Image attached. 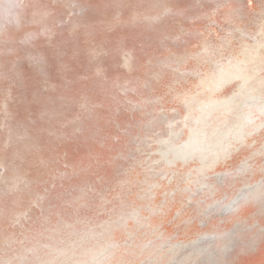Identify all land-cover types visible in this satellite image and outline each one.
<instances>
[{"label": "snow or ice", "instance_id": "snow-or-ice-1", "mask_svg": "<svg viewBox=\"0 0 264 264\" xmlns=\"http://www.w3.org/2000/svg\"><path fill=\"white\" fill-rule=\"evenodd\" d=\"M19 6L16 27L0 36V264H178L177 249L187 253L179 264H264V117L248 122L249 109L264 108V0H199L193 16L178 0ZM140 25L156 41L140 45L142 78L109 84L95 62L114 42L132 73L119 30ZM93 67L103 83L90 87ZM10 101L23 108L14 127ZM122 110L166 128L149 137L160 147L147 160ZM70 151L79 154L71 165ZM165 226L169 240L198 231L172 247L142 242L141 229L164 235Z\"/></svg>", "mask_w": 264, "mask_h": 264}, {"label": "bare ground", "instance_id": "bare-ground-1", "mask_svg": "<svg viewBox=\"0 0 264 264\" xmlns=\"http://www.w3.org/2000/svg\"><path fill=\"white\" fill-rule=\"evenodd\" d=\"M33 2L40 3V2H45V0H29L28 4H31ZM100 2L101 0H93V3H100ZM129 2L138 3V2H141V0H129ZM143 2L147 3V0H143ZM178 2L182 5L192 6L193 10L189 13V15L190 16L195 15V6L199 2V0H178ZM7 15L9 17L10 16L15 17L17 15H21V7L19 6V4H13L11 12L7 10ZM186 24L187 26L191 27L190 22H186ZM119 34H123L128 37L127 48L131 50L133 56L135 57V60L133 63V67L135 70L132 73H129L126 68L121 66L122 64L121 53L119 52L118 47L114 42L108 45V49H109L108 55L102 57L101 60L96 61L95 64L101 66L105 70L109 84L116 77H120V82L122 84L125 83V81H130L131 82L130 87H135L137 84V79L142 78L143 76L142 72L139 70V65L144 60V52L141 49L140 45L143 44L147 46L151 44L153 45V47H155V44H156L155 33L146 30L144 26L140 25V26H134V27L133 26L124 27L119 30ZM189 43L190 44L195 43V40L194 39L190 40ZM173 47H176V46L173 45ZM183 47H185V45L183 44V42H181V44L179 45V48L182 49ZM81 59L83 60L84 57L82 56ZM52 72H53V77H55V69H53ZM94 72H95V67H93L92 72L89 73V75L93 76V81L89 82L90 87H92L94 84L103 83L102 79L98 80L94 76ZM153 86L157 88V93H159L160 89L157 85H155L154 82H153ZM140 91L144 92L145 96L148 95L146 90L141 89ZM140 91L136 93H133L131 91L128 92L127 94L128 98L131 99L134 103L137 102L141 98ZM2 105H3V99L0 98V122L5 120V115L3 112ZM152 107L153 105H147L145 107V110L151 111ZM165 107L170 109L173 107V105L166 104ZM107 108H108V105H105V109H103L102 111L107 110ZM8 112L10 115L7 118L9 120V123L12 124L14 127L16 124V121L23 116V108L19 105L18 102L10 101L8 105ZM147 119L148 118H144V123L143 125H141L140 124L141 115L139 111L135 113H131V112H125L122 110V113H121V120L124 122H131L133 124V128H132L133 134L140 135L141 138L144 140V143L141 145L142 152L136 153V156L138 157V159H142V160H147L148 157L151 155V153L157 151L158 148L160 147L159 145L155 143V139H152L151 141H149V137L153 136L155 132L166 131V128L164 127L163 123L149 125L147 123ZM5 136H6V132H0V139H2ZM150 142L152 144L151 147H149ZM122 143H126V141H122ZM45 155H47V153H45ZM78 155H79L78 153L70 151L67 162L71 165L78 158ZM152 159H159V157L152 156ZM63 162L64 161L61 160V166ZM160 167H163V165H160ZM26 170L27 168L25 167V169L22 170V174H23V171H26ZM68 171L71 172V168H69ZM0 174L7 175V173L4 171L3 168H0ZM82 178H83V174H81L79 178L69 176L68 178L64 179L63 183L65 187H68L71 184L77 183L78 180ZM24 179L31 181L33 179V176L28 175V176H25ZM57 184L59 185V181H57ZM137 192H138V189H136L135 187L126 186L124 194H125L126 199L129 201V203H132L134 201L138 203V201L136 200ZM92 215L95 216V213H93ZM97 219L103 221L105 217L101 216V217H97ZM204 228L205 230L211 229L212 223L207 222ZM140 231L144 234H147L146 239L143 240L142 242L146 243L148 240H151L155 242V244L157 245L168 244L169 247H172V246L178 245L181 242L188 243L191 239H194L196 232L198 231V227L193 226L192 230L189 231L187 234L181 231L179 237L177 239H172V240L168 239V234L172 233L173 230L171 227H168V226H165V228L163 229L164 235H161L159 232H153L148 227H144ZM117 236L119 237V234H117ZM202 243H207V242H202ZM189 248H191V245H189ZM186 254H187L186 251H181L177 249V254H175V259L178 262V264H179V261L184 259Z\"/></svg>", "mask_w": 264, "mask_h": 264}, {"label": "clouds", "instance_id": "clouds-1", "mask_svg": "<svg viewBox=\"0 0 264 264\" xmlns=\"http://www.w3.org/2000/svg\"><path fill=\"white\" fill-rule=\"evenodd\" d=\"M29 0H0V36H6L7 33L14 29L16 25L11 21L10 17L7 15V10L10 5L13 4H24L27 5ZM24 9L21 7V15H23ZM264 117V108L253 107L249 109L248 122L255 123L260 118ZM231 177L225 178V183L230 181ZM242 203V201H237L233 203L228 209V212H232Z\"/></svg>", "mask_w": 264, "mask_h": 264}]
</instances>
